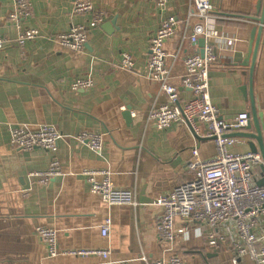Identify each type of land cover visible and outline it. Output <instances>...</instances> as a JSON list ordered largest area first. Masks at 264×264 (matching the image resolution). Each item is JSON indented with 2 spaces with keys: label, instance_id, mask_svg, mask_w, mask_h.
Here are the masks:
<instances>
[{
  "label": "crops",
  "instance_id": "obj_1",
  "mask_svg": "<svg viewBox=\"0 0 264 264\" xmlns=\"http://www.w3.org/2000/svg\"><path fill=\"white\" fill-rule=\"evenodd\" d=\"M17 1L0 0V36L7 40L0 51V264H147L172 254L180 256L182 264H234L231 242L237 230L232 221L207 225L176 217V238L168 243L158 235L156 206L108 203L90 190L83 170L98 171L95 180L107 172L116 188L130 189L138 200H147L194 177L189 166L194 147L203 159L216 153L205 123L194 132L186 122L157 128L147 121V111L168 100L147 60L151 38L169 15L175 17L178 32L164 42L169 54L165 64L169 83L179 92L178 102L191 96L182 83L184 57L199 53L184 35L201 23L212 35L216 32L205 38L215 56L209 66V93L220 117L227 120L247 112L250 119L251 90L264 126V23L250 86V38L259 18L244 19L260 0H210L212 20L190 15L192 0H166L163 6L153 0H92L95 13L105 18L89 29L79 51L60 45L57 35L86 24L91 13H74L73 0H30V16L17 23L9 18ZM24 27L37 32L21 53L17 37ZM124 53L131 56L132 66H123ZM77 78L89 79L92 85L75 90L72 83ZM121 104L130 112L128 119L117 109ZM42 123L61 132L55 153L8 144L13 126L34 129ZM82 130L101 134L100 151L76 139ZM247 141L242 138L233 151H249ZM53 157L60 161L62 175L38 184L29 172L46 168ZM259 164L253 165L254 183L264 176ZM107 217L110 228L105 234L101 226ZM39 225L56 228V242L63 250L108 248L109 256H50L35 232ZM209 233L218 238L219 249L206 242ZM236 264L251 260L243 255Z\"/></svg>",
  "mask_w": 264,
  "mask_h": 264
},
{
  "label": "built area",
  "instance_id": "obj_2",
  "mask_svg": "<svg viewBox=\"0 0 264 264\" xmlns=\"http://www.w3.org/2000/svg\"><path fill=\"white\" fill-rule=\"evenodd\" d=\"M163 6L166 0H153ZM193 9L190 15H197L205 20H212L214 16L209 13L210 0H192ZM18 7L9 13L12 21L19 23L20 17H29L32 11L30 0H18ZM74 13H91L86 24L72 25L67 31L57 35V40L63 47L71 50H82L88 38L90 28L100 25L104 21L103 13H95L92 0H73ZM33 27H24L17 37V47L21 53L26 51V42L36 34ZM178 23L172 15L165 17L150 41V53L147 65L151 76L159 82V89L168 95V100L147 111V121L155 124L157 128L169 127L173 123H189L194 132L198 130L200 122L205 123L208 135L213 137L216 153L209 158L199 156L197 148L191 150L192 159L189 166L194 171V177L175 186L166 193H153L147 200H138L135 192L130 189H118L103 172L100 180H95L96 170H83L85 180L90 190L99 193L108 203L147 204L157 207L156 226L158 235L166 242L171 243L176 238L174 220L176 217L190 218L198 224L223 225L229 221L235 224L237 235L231 245L234 250L233 263L240 257L248 255L251 264H264V185L259 186L253 182L252 169L254 164L260 162L258 153L236 152L232 147L242 138L230 135V132L240 131L247 124V112H239L232 119L220 117V108L213 103L209 93V66L214 62L215 56L211 46L205 48V55L201 57L195 52L184 57L186 75L182 79L184 86L191 90V96L179 103L178 90L169 83V69L165 64L166 51L164 42L176 35ZM216 36L207 30L201 23L193 25L192 33L184 38L196 44L198 38ZM6 38L0 36V51L6 45ZM123 66H132L133 60L128 53L122 56ZM92 81L86 78H77L72 83L73 89L88 88ZM119 111L125 109L121 104ZM61 132L54 125L42 123L34 129L25 125H16L9 130L8 144L27 151L44 149L55 153L58 147ZM76 139L87 143L92 149L100 151L103 147L101 134L82 130ZM38 184L46 185L52 179L62 175L61 164L53 157L44 169L29 172ZM110 219L107 217L101 226L103 233H108ZM36 234L46 243L47 253L56 256L60 253L71 255H97L107 258L108 248H89L63 250L57 245V230L53 226L39 225L35 227ZM206 242L216 249L220 243L215 234L204 236ZM199 244H202L200 240ZM178 255H170L167 259H155L147 264H182ZM116 264H131V261H122Z\"/></svg>",
  "mask_w": 264,
  "mask_h": 264
},
{
  "label": "water",
  "instance_id": "obj_3",
  "mask_svg": "<svg viewBox=\"0 0 264 264\" xmlns=\"http://www.w3.org/2000/svg\"><path fill=\"white\" fill-rule=\"evenodd\" d=\"M261 3L262 5L260 6ZM257 16L259 18V21H258L259 25L258 26L256 25L255 27L252 28L254 29V34L253 32H251V38H250L249 54L251 52V55H250V65H249V72H248L250 86H251L253 68L255 65V59H256L257 51L259 47L261 31L263 28L262 26L264 23V0L262 1L260 0L259 2L257 1L255 12L251 15L244 16V19H248V20L250 19V21H254V18ZM253 40H254V44L252 47ZM196 45L199 47L200 56L204 57L205 48L207 46V39L203 36L202 37L200 36L196 42ZM251 48H252V51H251ZM216 52H217V49H214L215 54ZM248 96H249L250 109H251L250 119L247 120V124L244 127V130L230 132V135L239 136V137H242L248 140L247 143L249 146V151L252 153H258L260 155L261 159L259 162L260 163L259 167H260L261 172L264 174V126L262 125L263 114L257 109V106L255 104V100H254L251 90H249ZM127 109L128 108H126V110ZM129 113H130L129 111H125L124 116H126L127 119L129 118ZM255 183L256 185L263 186L264 176L260 178L259 180H257Z\"/></svg>",
  "mask_w": 264,
  "mask_h": 264
}]
</instances>
